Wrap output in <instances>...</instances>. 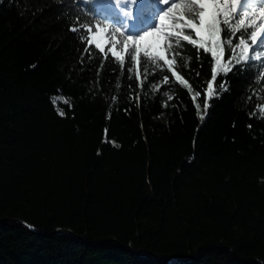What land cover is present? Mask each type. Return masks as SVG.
<instances>
[{"label": "trees", "instance_id": "trees-1", "mask_svg": "<svg viewBox=\"0 0 264 264\" xmlns=\"http://www.w3.org/2000/svg\"><path fill=\"white\" fill-rule=\"evenodd\" d=\"M110 20L0 0V264H264V58L205 112L215 65L187 29L166 18L161 60L90 44Z\"/></svg>", "mask_w": 264, "mask_h": 264}, {"label": "snow or ice", "instance_id": "snow-or-ice-1", "mask_svg": "<svg viewBox=\"0 0 264 264\" xmlns=\"http://www.w3.org/2000/svg\"><path fill=\"white\" fill-rule=\"evenodd\" d=\"M97 7V15L103 19H111L110 13L107 11L109 8H114L118 11L122 18L120 27L115 28V32H121V27L127 32L131 22H134L137 18L134 15V6H136L138 13L144 11L139 9L140 4L149 6L152 0H95ZM161 3L166 9L158 14V24L151 30L144 31L141 35L133 36L126 35L123 40V46L131 44L133 52L139 55L144 50L146 56H153V49L149 45L146 49L141 42L148 40V38L155 36L161 32L162 27L167 28L169 25L166 23V18L174 21L176 26H182L188 30L189 34H185L183 39L189 41L191 44L198 46L205 53L211 54V59L214 61V67L212 68L211 82L207 85V99L205 102V112L209 107L208 100H210L216 93L213 87V83L216 81L219 75L227 77L228 73L237 64H246L249 59V53L253 46L258 43V31L253 30L247 36H240L238 42L233 45L232 38H225L222 41V31H229L231 35V29L235 20L239 21L240 27L245 26V19L248 18L247 27L259 29L264 27V6H242L241 0H232L229 4L227 0H224L222 4L220 0H181V2L170 3V0H161ZM123 5V6H122ZM183 9V11H181ZM176 10V11H174ZM257 13L260 14L261 23L255 24L257 19ZM185 16L188 18L185 19ZM222 26H224L222 28ZM240 28H237L239 31ZM177 33L176 35H178ZM169 34L164 32L160 37V47L164 46L165 38ZM195 36L196 39H193ZM175 38V36L173 37ZM250 41V42H249ZM229 46L230 55L227 59L225 57L224 45ZM97 47L100 44L97 43ZM168 48L172 47V44L167 45ZM155 58L164 59L162 51L155 52ZM264 58V41H259V47L256 53L251 56L253 60H261ZM262 69L259 78L264 80V65H259ZM220 89L227 91V80H222L220 83ZM67 103V101H64ZM199 108V105H197ZM63 116L64 113L60 112ZM201 116V120H203ZM31 227V226H28Z\"/></svg>", "mask_w": 264, "mask_h": 264}, {"label": "rangeland", "instance_id": "rangeland-1", "mask_svg": "<svg viewBox=\"0 0 264 264\" xmlns=\"http://www.w3.org/2000/svg\"><path fill=\"white\" fill-rule=\"evenodd\" d=\"M173 2H181V0H170V3ZM264 6V0H247L246 2L242 3V6ZM167 6L163 5L161 3V0H152V3L147 6L146 8L149 9L147 10L148 13H150L151 15L147 14V16H143L142 22H141V26L139 27V30H137L134 33H127L124 31V29L121 27V32H119L120 34H122V39L124 40V37L126 35H133V36H138L141 35L144 31L147 30H151L152 28H154L157 24H158V14L163 12L166 9ZM151 10V11H150ZM176 11V10H174ZM181 11H183V9H181ZM258 15L260 16V14L258 13ZM112 18V17H111ZM113 19V18H112ZM122 21L119 22V24L117 23V21H109L108 22V26L105 28L106 30L104 31H98L97 33H90V37H89V42L90 44H92L93 46L97 47V43L100 44V47L98 48L100 51L104 52L107 45H108V40H107V36L106 33L110 32V34L112 35V37L116 36L117 32H115V28L116 27H120ZM263 29V28H262ZM260 28L258 29V43L257 45L253 46L252 49L259 47V41H264V37L261 38V33L262 30H260ZM167 32V29L162 27L161 32L157 33L155 36L148 38V40L141 42V44L144 46V48L146 49L149 45L152 47L153 49V53L160 51V37L161 35ZM111 37V38H112ZM250 51L249 56H252L253 51ZM123 49H119L116 48L113 50L112 54L115 58L117 59H121L123 56ZM58 102H63L62 98H56L55 99V103L58 104Z\"/></svg>", "mask_w": 264, "mask_h": 264}, {"label": "water", "instance_id": "water-1", "mask_svg": "<svg viewBox=\"0 0 264 264\" xmlns=\"http://www.w3.org/2000/svg\"><path fill=\"white\" fill-rule=\"evenodd\" d=\"M247 0H241V3H244L246 2ZM24 227L27 229V230H30L31 232H34L30 227H28L27 224L23 223Z\"/></svg>", "mask_w": 264, "mask_h": 264}, {"label": "bare ground", "instance_id": "bare-ground-1", "mask_svg": "<svg viewBox=\"0 0 264 264\" xmlns=\"http://www.w3.org/2000/svg\"><path fill=\"white\" fill-rule=\"evenodd\" d=\"M135 7V6H134ZM113 10V8H109V11H112ZM112 13V12H111ZM141 26V25H140ZM263 28V29H262ZM260 30H262V33H261V38H263L264 37V27H261L260 28ZM259 30V31H260Z\"/></svg>", "mask_w": 264, "mask_h": 264}]
</instances>
